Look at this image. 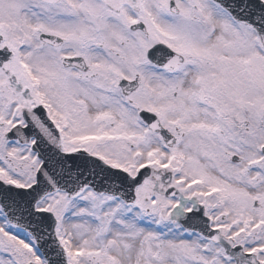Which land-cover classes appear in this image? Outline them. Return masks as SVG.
Segmentation results:
<instances>
[{
	"label": "snow or ice",
	"instance_id": "1",
	"mask_svg": "<svg viewBox=\"0 0 264 264\" xmlns=\"http://www.w3.org/2000/svg\"><path fill=\"white\" fill-rule=\"evenodd\" d=\"M0 264H264V0H0Z\"/></svg>",
	"mask_w": 264,
	"mask_h": 264
}]
</instances>
